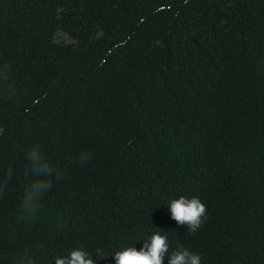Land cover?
Listing matches in <instances>:
<instances>
[{"label":"trees","instance_id":"obj_1","mask_svg":"<svg viewBox=\"0 0 264 264\" xmlns=\"http://www.w3.org/2000/svg\"><path fill=\"white\" fill-rule=\"evenodd\" d=\"M36 146L51 188L26 215ZM156 232L264 264V0H0V264H115Z\"/></svg>","mask_w":264,"mask_h":264},{"label":"clouds","instance_id":"obj_2","mask_svg":"<svg viewBox=\"0 0 264 264\" xmlns=\"http://www.w3.org/2000/svg\"><path fill=\"white\" fill-rule=\"evenodd\" d=\"M27 160V171L38 178L33 180L25 191L21 209L26 215H34L43 194L51 188V184L46 177L52 174L53 169L44 159L38 146L29 151ZM79 160L81 166H84L91 160V154L81 153ZM11 175L12 172L9 169L8 177L10 178ZM57 176H59V173H57ZM168 207L171 218L179 225H187L188 231L192 233H195L201 227L203 218L206 216V206L196 197L189 199L181 196L178 199H173ZM169 248L167 236L156 232L144 241L143 247L139 251L130 246L122 251L115 252L112 256L115 264H164L166 256L168 264H201L199 254L179 245L171 252ZM97 255L102 257L103 253L97 250ZM55 264H96V261L93 260L90 253L82 248H74L67 255L57 257Z\"/></svg>","mask_w":264,"mask_h":264}]
</instances>
